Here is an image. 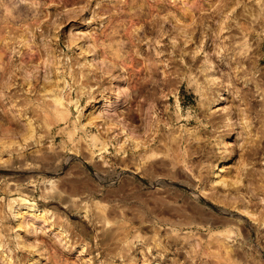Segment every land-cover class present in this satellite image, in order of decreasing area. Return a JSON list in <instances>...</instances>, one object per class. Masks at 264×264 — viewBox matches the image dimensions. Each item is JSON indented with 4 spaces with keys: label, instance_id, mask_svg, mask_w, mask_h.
<instances>
[{
    "label": "rangeland",
    "instance_id": "obj_1",
    "mask_svg": "<svg viewBox=\"0 0 264 264\" xmlns=\"http://www.w3.org/2000/svg\"><path fill=\"white\" fill-rule=\"evenodd\" d=\"M0 264H264V0H0Z\"/></svg>",
    "mask_w": 264,
    "mask_h": 264
},
{
    "label": "bare ground",
    "instance_id": "obj_2",
    "mask_svg": "<svg viewBox=\"0 0 264 264\" xmlns=\"http://www.w3.org/2000/svg\"><path fill=\"white\" fill-rule=\"evenodd\" d=\"M185 31V30H183ZM182 43L181 40H179V42L176 44L175 42H171V46H172V52L176 50V46H180V44ZM190 45H187L185 47H183V49L186 50V48H188ZM175 49V50H174ZM182 49V48H180ZM185 50H183L185 52ZM172 56L169 57V59L172 60ZM190 57L192 58V55H190ZM194 57V56H193ZM189 58V66L186 67L188 68V70L192 69V67H194V65L196 64L195 60ZM262 59V57L259 58V61ZM170 60V61H171ZM171 62H174V61H171ZM185 68V66H184ZM187 70V69H186ZM146 85H144V101L146 100V97H145V93H148V91L145 89ZM154 94V91L152 92ZM228 99V96L223 94L221 95V99L219 101H217L218 103H221V102H225L226 100ZM58 116V115H57ZM174 139V138H173ZM156 139L153 138V142H150V140L146 139L144 140V152L141 153L139 152L140 155H144V161L140 162L139 164H137L138 166L136 167L137 171H141L144 173V175H151L152 177H154V179L157 181V182H163L165 181L169 176H174L176 175L182 168L181 166H179V164L177 163L178 159L176 160V158H178L180 156V153L177 155V149H175L176 151V155H170V157H166V158H159L157 159L158 155L155 156V152H154V149L158 146L156 144L153 145V143H155ZM159 140V139H158ZM167 143V142H166ZM165 143V144H166ZM164 144V147L165 146H168L167 144L165 145ZM160 147V146H159ZM172 147V146H171ZM170 147V148H171ZM177 147V146H175ZM169 148V147H168ZM174 148V147H172ZM167 149V147H166ZM179 150V149H178ZM135 151L138 152L140 150H137V149H131L130 150V153L129 155H134L135 154ZM169 151V150H167ZM172 151V150H171ZM180 152V151H179ZM170 153V152H169ZM166 154V153H165ZM168 154V153H167ZM172 154H174V151L172 152ZM162 156V155H161ZM178 156V157H177ZM157 157V158H156ZM160 157V155H159ZM129 160L130 159H134L132 158V156H130V158H128ZM124 160V159H123ZM127 159L125 158V161ZM21 164V163H20ZM22 165V164H21ZM222 170V168H220ZM145 220V219H144ZM171 220V219H170ZM220 243H226L225 242V238H222L220 239Z\"/></svg>",
    "mask_w": 264,
    "mask_h": 264
}]
</instances>
